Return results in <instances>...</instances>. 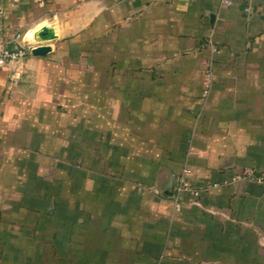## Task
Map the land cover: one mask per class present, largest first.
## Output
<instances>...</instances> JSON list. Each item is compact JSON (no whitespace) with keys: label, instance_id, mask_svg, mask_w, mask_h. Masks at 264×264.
Here are the masks:
<instances>
[{"label":"crops","instance_id":"1","mask_svg":"<svg viewBox=\"0 0 264 264\" xmlns=\"http://www.w3.org/2000/svg\"><path fill=\"white\" fill-rule=\"evenodd\" d=\"M15 47L0 205L13 179L10 211L42 215H22L33 251L50 232L18 264H264V190L232 181L264 169V0H0V48ZM63 127L65 200L34 160ZM184 168L197 198L178 192Z\"/></svg>","mask_w":264,"mask_h":264},{"label":"rangeland","instance_id":"2","mask_svg":"<svg viewBox=\"0 0 264 264\" xmlns=\"http://www.w3.org/2000/svg\"><path fill=\"white\" fill-rule=\"evenodd\" d=\"M66 120H67V118L64 116L58 117L59 125L57 126V128L60 129V127L65 125ZM75 120H79V119H75ZM65 132H66V128L63 127L62 131H60L58 134L56 133L57 137L55 135L54 139L51 140L53 145L50 147H47V149H44L42 152L37 151L39 156H36V158L34 159L35 161H37V163L39 165L38 167H40L39 172L42 174V177L45 181L49 182L50 184L55 183V181H59L57 183L60 184L61 189L57 193V195L56 194L55 195L57 197H60L63 200L66 199V187L64 185V183H65L64 181H65V177H66L65 171H63L61 169H56L55 162L58 161V163H59L61 161H64L63 158L66 155L65 154L66 150L60 149V148H61V146L65 147V145L67 144V140H69L66 137L71 136L69 134H66ZM55 138H57L56 141H55ZM78 151H80V150L78 149ZM57 154L63 158L56 156ZM68 158L69 159H71V158L76 159L77 157L75 156V153L74 154L72 153V154L68 155ZM75 159H74V161H76ZM78 159H80V158H78ZM9 168H10L9 173H11L13 170V166L11 165ZM5 170H6V168H5ZM13 181H14L13 179L10 181V187H9L11 195L4 198L5 199L4 205H0V209H2V212L0 213V217L3 218L0 220V230L2 232V230L5 229V227H6V229L3 230V233H4V235H5V233L8 234L10 237V238L7 237V239H4L5 240L4 243H2L3 239L0 238V264H18V261H17L18 256L17 255L20 252H21V255L30 256V255H33L34 252H36V254L38 253V254H41L42 256H45V255H47L46 251H49V249H50V243H49L50 238H49V234H48L49 229H47L45 231V234H44V232H42L40 239H39V243H38V244H40V246L37 249V251L36 250L33 251V249H34L33 245L30 246V244H31L30 239L31 238L29 236H31V235H28V233H26V232H28V230L23 231V232L21 231V223L23 224L24 221H26L28 224L30 222L33 223L35 219H39L38 217H40V218L42 217V215L37 212V211H39V209L36 210V212L34 211L35 213H37L35 215L32 214V210L29 211L27 209L26 211H24L21 214L20 219H17L16 215L10 211V206L8 204L9 202H7V200L12 198V195L14 194L12 192V190L15 188L16 183L13 184L14 183ZM47 182H43V184H42L43 185L42 186L43 189H41L42 193H44L45 190H47L46 186L47 187L50 186V184ZM27 187H28V183H27ZM2 201L3 200L0 198V203ZM49 202L45 201V203L47 205ZM7 211H8V213H5ZM24 214L26 215V216H24L25 219L22 218V215H24Z\"/></svg>","mask_w":264,"mask_h":264},{"label":"built area","instance_id":"3","mask_svg":"<svg viewBox=\"0 0 264 264\" xmlns=\"http://www.w3.org/2000/svg\"><path fill=\"white\" fill-rule=\"evenodd\" d=\"M225 3L229 4V1ZM26 54V49L24 47H15L13 49L0 48V68L4 67L6 64L15 62L23 58ZM207 90H205L206 93ZM189 173V169L184 168L179 179L178 192H185L191 195L193 198H197L200 194V191L192 188L189 184L185 182V177ZM249 181L264 187V169L260 171H254L252 169H246L242 174L237 175L232 178V181ZM217 184L207 185V188L214 187ZM176 204V206H178Z\"/></svg>","mask_w":264,"mask_h":264},{"label":"water","instance_id":"4","mask_svg":"<svg viewBox=\"0 0 264 264\" xmlns=\"http://www.w3.org/2000/svg\"><path fill=\"white\" fill-rule=\"evenodd\" d=\"M37 36L40 39H49L53 37V34L49 28H46L45 26L41 27L39 31L37 32ZM50 50V47L48 45H38L31 49L32 55H44ZM251 187L255 189V193L260 194L263 192L264 187L262 185L252 184Z\"/></svg>","mask_w":264,"mask_h":264}]
</instances>
